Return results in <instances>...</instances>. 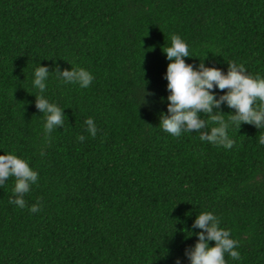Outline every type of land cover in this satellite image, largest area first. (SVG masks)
I'll use <instances>...</instances> for the list:
<instances>
[{
    "label": "trees",
    "instance_id": "obj_1",
    "mask_svg": "<svg viewBox=\"0 0 264 264\" xmlns=\"http://www.w3.org/2000/svg\"><path fill=\"white\" fill-rule=\"evenodd\" d=\"M173 34L196 70L203 61L227 74L235 62L264 79V0H0V155L38 173L24 208L10 203L15 177L0 185V264H191L202 212L237 242L240 259L225 253L226 264H264V127L232 124L225 102L214 111L231 149L163 130ZM57 65L94 79L65 82ZM39 66L50 73L43 93ZM37 95L64 113L50 134Z\"/></svg>",
    "mask_w": 264,
    "mask_h": 264
},
{
    "label": "clouds",
    "instance_id": "obj_2",
    "mask_svg": "<svg viewBox=\"0 0 264 264\" xmlns=\"http://www.w3.org/2000/svg\"><path fill=\"white\" fill-rule=\"evenodd\" d=\"M162 51L170 61L165 77L170 92L167 97L168 113H160V126L164 131L176 137H179L182 131L199 132L202 141L231 149L234 141L228 136L229 123L224 120L222 112L214 111L220 109L225 102L230 109L235 110L234 114L228 115L232 124L240 127L241 124L247 123L259 129L264 127V79L247 74L244 66L235 62L229 63L227 74L216 67H205L203 61L200 63V70H196L185 61V58L191 55L187 43L179 35L173 34L171 46L163 47ZM49 74L48 68L43 66L37 67L34 71L33 84L41 93L46 90L45 81ZM55 74L65 82L79 83L81 88H87L94 79L84 68L73 67L71 71L65 69L61 72L57 65ZM216 87L221 91L225 89L228 91L217 99L214 92ZM149 95L154 93H149L145 89V96ZM257 100L259 105L254 107ZM36 106L44 112L46 133L50 134L54 128L64 124L62 109L56 104L49 103L43 95H37ZM200 113L207 115L209 121L218 126L207 130L208 122L201 118ZM85 124L87 131L95 138L97 128L94 120L88 118ZM84 139L83 135L78 137L81 142ZM259 143L264 145V135L260 136ZM10 176L15 177L13 189L15 199H10V203L24 208L26 207L24 196L29 192L30 185L36 183L38 173L16 155H0V185H3ZM40 208L41 205L37 203L30 208V212L37 213ZM193 228L203 231L191 232L199 238L195 247L186 252L191 264H226L225 253L234 260L240 259L239 252L235 250L237 242L230 238V231L219 226V220L213 213H200ZM212 241L215 242V246H210L209 242ZM176 264H179V260Z\"/></svg>",
    "mask_w": 264,
    "mask_h": 264
}]
</instances>
